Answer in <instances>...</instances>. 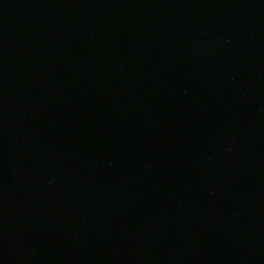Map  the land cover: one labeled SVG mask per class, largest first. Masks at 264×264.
Wrapping results in <instances>:
<instances>
[{
    "label": "water",
    "instance_id": "obj_1",
    "mask_svg": "<svg viewBox=\"0 0 264 264\" xmlns=\"http://www.w3.org/2000/svg\"><path fill=\"white\" fill-rule=\"evenodd\" d=\"M0 264H264V0H0Z\"/></svg>",
    "mask_w": 264,
    "mask_h": 264
}]
</instances>
